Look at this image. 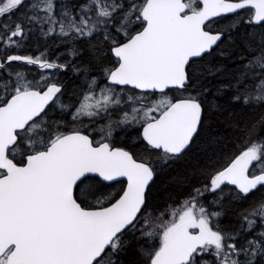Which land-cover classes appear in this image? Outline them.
<instances>
[{
	"label": "snow or ice",
	"instance_id": "obj_1",
	"mask_svg": "<svg viewBox=\"0 0 264 264\" xmlns=\"http://www.w3.org/2000/svg\"><path fill=\"white\" fill-rule=\"evenodd\" d=\"M0 264H264V0H0Z\"/></svg>",
	"mask_w": 264,
	"mask_h": 264
}]
</instances>
